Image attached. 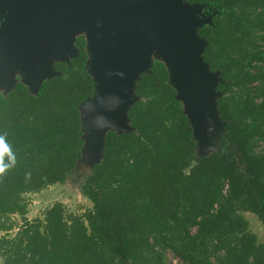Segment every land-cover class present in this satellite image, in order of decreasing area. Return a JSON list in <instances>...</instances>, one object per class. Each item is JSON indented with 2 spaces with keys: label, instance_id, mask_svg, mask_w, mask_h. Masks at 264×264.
Masks as SVG:
<instances>
[{
  "label": "trees",
  "instance_id": "trees-1",
  "mask_svg": "<svg viewBox=\"0 0 264 264\" xmlns=\"http://www.w3.org/2000/svg\"><path fill=\"white\" fill-rule=\"evenodd\" d=\"M216 10L198 28L202 56L219 71L224 151L199 154L162 61L142 72L127 116L108 130L101 160L83 174L81 214L61 201L27 218L29 193L66 181L81 157L78 105L94 93L88 52L54 68L36 94L22 83L0 95V264H264V0H185Z\"/></svg>",
  "mask_w": 264,
  "mask_h": 264
},
{
  "label": "water",
  "instance_id": "water-1",
  "mask_svg": "<svg viewBox=\"0 0 264 264\" xmlns=\"http://www.w3.org/2000/svg\"><path fill=\"white\" fill-rule=\"evenodd\" d=\"M0 6L8 10L0 40L4 94L16 82L9 74L12 68L22 72L21 82L32 94L44 80L61 75L52 61L68 62L74 57V35L86 31V67L94 93L78 110L82 132L85 125L98 139L92 152L82 134L81 157L75 168L85 161V152L87 160L98 157L91 166L101 160L108 130H132L127 111L138 99L136 81L151 69L153 50L165 60L169 82L175 97L183 102L193 137L195 130L210 125L215 117L220 121L213 97L221 91L215 90L217 84L213 89L211 81L220 72L211 71L203 61L206 40L197 32L212 24V15L207 21L197 18V14L203 16L204 4L185 0H0ZM124 120L129 129H121Z\"/></svg>",
  "mask_w": 264,
  "mask_h": 264
},
{
  "label": "rangeland",
  "instance_id": "rangeland-1",
  "mask_svg": "<svg viewBox=\"0 0 264 264\" xmlns=\"http://www.w3.org/2000/svg\"><path fill=\"white\" fill-rule=\"evenodd\" d=\"M217 11L212 9L211 7L204 5L202 7V14L200 16L197 14V18L204 19L207 21L210 15L216 14ZM200 16V17H199ZM77 35H83L86 38V31L82 33H78L74 35V38ZM150 60L153 62L155 60H159L165 62L164 58L157 54V51L153 50L150 52ZM213 89H215V85L221 84L222 81L219 80V76H214L211 78ZM173 83V82H172ZM174 84V83H173ZM217 90V87L216 89ZM216 96L213 97V100H216ZM183 104V102H182ZM184 107V105H183ZM128 121L124 120L123 130L129 129ZM85 126V125H84ZM83 126V137L85 141H90L91 151H96L94 146V141H96V134L90 133L86 127ZM223 126L222 122H220L216 117L212 120L210 125H206V127L202 129L195 130L194 138L197 142V150L199 154H208L211 151L217 150L222 151L225 147V143L222 140L223 134ZM264 146V144H263ZM90 152V151H89ZM85 161H81L79 165L74 168V170L69 174L68 178L65 182L61 184H54L48 186L47 188L41 190L37 193H29L27 195L28 202V212L27 218L32 219L36 216H40L43 210L50 206L55 201H61L66 206L68 212L81 214L85 210L91 207V203L89 200L80 193L79 184L83 178V174L87 172V169L91 166L94 159L98 157H93V160H87L88 154L85 152ZM243 216L247 219L249 229L254 232L258 241L264 240L263 235V227L261 222L257 219V217L248 212H242ZM168 259L171 260L173 264H183L179 258H177L172 253L168 254Z\"/></svg>",
  "mask_w": 264,
  "mask_h": 264
},
{
  "label": "flooded vegetation",
  "instance_id": "flooded-vegetation-1",
  "mask_svg": "<svg viewBox=\"0 0 264 264\" xmlns=\"http://www.w3.org/2000/svg\"><path fill=\"white\" fill-rule=\"evenodd\" d=\"M7 15H8V10L7 9H4L3 7L0 6V40H1V37H2V34H3V33L1 34L2 28H3L4 24L6 23V21L8 20V16ZM81 37L84 38L83 35H77L74 38L73 45H74V47L77 50V54L74 57H76L79 54V52H80V49H79V47H78V45L76 43H77V40L79 38H81ZM84 40H85V38H84ZM70 58H73V57H70ZM70 58H69V60H70ZM4 61H5V59H3V57L0 55V95H4V89H5V86L2 84V79H3V67H2V64H3ZM58 62H66V61H55L54 60V61H52V66L54 67V64H56ZM10 73H11V76L16 80V82H15V84L13 86V88H15L18 85V83H22L21 82L22 72L19 71V70H15L14 68H12L11 71L9 72V74ZM24 86H26V85H24ZM26 88L28 89L27 86H26ZM12 89H10L9 91H11ZM9 91H7V93ZM224 149H225V147L223 148L222 151H224Z\"/></svg>",
  "mask_w": 264,
  "mask_h": 264
},
{
  "label": "clouds",
  "instance_id": "clouds-1",
  "mask_svg": "<svg viewBox=\"0 0 264 264\" xmlns=\"http://www.w3.org/2000/svg\"><path fill=\"white\" fill-rule=\"evenodd\" d=\"M9 148L6 145L3 137H0V174H3L5 171V165H3L2 160L6 153H9Z\"/></svg>",
  "mask_w": 264,
  "mask_h": 264
}]
</instances>
